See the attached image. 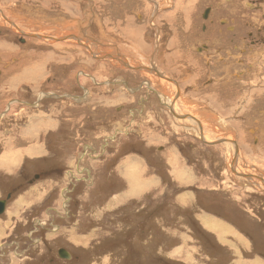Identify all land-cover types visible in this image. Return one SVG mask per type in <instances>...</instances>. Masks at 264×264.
<instances>
[{
	"label": "rangeland",
	"instance_id": "374dc122",
	"mask_svg": "<svg viewBox=\"0 0 264 264\" xmlns=\"http://www.w3.org/2000/svg\"><path fill=\"white\" fill-rule=\"evenodd\" d=\"M252 1L0 0V264H202L215 214L264 258V56L228 41Z\"/></svg>",
	"mask_w": 264,
	"mask_h": 264
},
{
	"label": "crops",
	"instance_id": "0c3cea01",
	"mask_svg": "<svg viewBox=\"0 0 264 264\" xmlns=\"http://www.w3.org/2000/svg\"><path fill=\"white\" fill-rule=\"evenodd\" d=\"M58 7L61 10V12H64L65 14L69 15V17L72 16L71 10H69V8L65 7L63 4L62 6H60V3H59ZM92 13L94 12L92 11ZM76 19L77 18L74 17V20L72 18L73 21L71 20L70 22L68 21V23L66 22L64 24L60 21L58 22V24L60 25L62 24L61 28L60 29L57 27L55 29L52 28L51 31L59 33V32H63L62 30L64 31L66 30L69 32H80V35H81L82 34L81 28L76 27L77 26L76 24L72 25V23H75L74 21ZM80 37H84V36L81 35ZM10 45L11 44L7 43L6 41L2 42L0 44V54L4 47H6L8 50V47H10ZM1 56H3V54H1ZM41 56H44V55H41ZM59 56L61 55H56V57L52 56L54 58L53 64H55V66L58 65L57 59H60L58 58ZM71 56H75V55L73 54ZM70 57L67 56L65 58L69 59ZM63 65H66V64L64 63ZM198 216H200V213H197V217ZM209 221H210L212 228L209 229L211 230L210 232L208 230L206 231L209 237L211 235V237L213 238L211 240H213L216 243L217 247L215 250H213L210 253L204 252L201 246L202 244L201 241L198 240L197 237H195L196 241H198L203 251L205 262H202V264H206V262H210L209 264H264V258L254 248L255 245H254L253 238L251 234L248 233V231L246 232L243 231L240 225L235 224L232 220L227 219L224 215L223 216H220L217 214L211 215V220ZM216 225H217V228L215 227ZM214 227L216 229H214ZM213 233L217 234V238L214 236ZM224 254L229 255V263L224 262L225 260L223 256Z\"/></svg>",
	"mask_w": 264,
	"mask_h": 264
},
{
	"label": "flooded vegetation",
	"instance_id": "af4514ba",
	"mask_svg": "<svg viewBox=\"0 0 264 264\" xmlns=\"http://www.w3.org/2000/svg\"><path fill=\"white\" fill-rule=\"evenodd\" d=\"M246 6H247L248 10L253 12L252 14L255 15L256 17L258 16V13L261 14V21L262 22L258 23L255 26L254 25L253 26L249 25V27H248L249 31L247 33L246 39L245 38H244V40L240 39V41H239V40H237V38H240L238 35L231 34L229 36V38H228V41L233 43L232 45L230 44V46L235 48V50L239 49V52L237 51V54L240 56V58L244 57V61L246 63H248L249 61L247 60V58H249L250 56L248 54H241L242 52L247 53L248 49L258 50L259 51V52H257L258 56H264V11H263V8H262L261 4H259L256 1H252V2H249V3L247 2ZM214 14H216V13H215V10L213 8H207L204 11L203 15H202V19L204 20L205 24H207V25H203L202 26V31L205 33L204 34L205 36L208 35L209 32H210V23L213 21V18L215 16ZM205 36H203V37H205ZM239 42H241V43H239ZM211 50H212V47L209 46L207 43L203 44L201 47L197 48V52L200 53V55H203V56L207 55L208 53H211ZM253 50H251L249 52V54H252ZM216 53H217V51H216ZM234 54H236V51H234ZM223 58L224 57L222 56V53H220L219 55H217L216 62H221L222 60H220V59H223ZM250 59L252 60V56L250 57ZM253 62L260 63L261 59L260 58H255V61H252V63ZM0 65H1V62H0ZM252 65L253 64L250 65L249 69L247 70L248 73L246 74L247 75L246 86H247V89L250 90V91L254 90L253 87H252L253 82L257 81L258 76H259V73L256 72V71L254 72V70L251 68ZM247 94L248 93L245 94L247 96V100H246L245 103L249 104L250 98H251V94L250 95H247ZM244 99H246V97H244ZM260 134L261 135L264 134V129H263L262 133H260ZM234 142H236V141H234ZM258 142H259V140H258ZM263 144H264V140H263L261 148L263 147ZM236 145H237V148H238L239 144L236 143ZM238 153H240V149H238ZM249 175H250L249 178L253 179V177H252L253 174L251 173ZM36 176H38V178L35 177V179L36 180L39 179L40 176L39 175H36ZM256 176H257V174H256ZM244 178L249 179L248 176H246ZM258 179L264 181V178H262V177H259ZM9 195H10V199H8L7 203L10 202V200H11V198L13 196V193H11V194L8 193L7 197ZM7 206H8V204H7ZM3 215H1V216H3Z\"/></svg>",
	"mask_w": 264,
	"mask_h": 264
},
{
	"label": "water",
	"instance_id": "95a60500",
	"mask_svg": "<svg viewBox=\"0 0 264 264\" xmlns=\"http://www.w3.org/2000/svg\"><path fill=\"white\" fill-rule=\"evenodd\" d=\"M36 178H38V176H36ZM8 199H10V195L7 197V199L0 200V216L5 213ZM58 254L61 259H65V260L71 259L70 253L65 249H60Z\"/></svg>",
	"mask_w": 264,
	"mask_h": 264
},
{
	"label": "bare ground",
	"instance_id": "6f19581e",
	"mask_svg": "<svg viewBox=\"0 0 264 264\" xmlns=\"http://www.w3.org/2000/svg\"><path fill=\"white\" fill-rule=\"evenodd\" d=\"M1 18V17H0ZM187 118L188 119H190L192 122H193V124L195 125V129H194V131L196 132V133H200V128H199V126L196 124V122H195V120L193 119V118H191V117H189V116H187ZM44 151V150H43ZM8 204V203H7ZM7 207V206H6ZM6 211V210H5ZM5 214V213H4ZM71 255V254H70Z\"/></svg>",
	"mask_w": 264,
	"mask_h": 264
}]
</instances>
